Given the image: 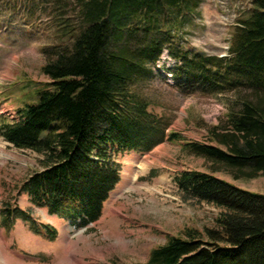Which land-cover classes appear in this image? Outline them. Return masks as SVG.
Returning a JSON list of instances; mask_svg holds the SVG:
<instances>
[{"label": "trees", "instance_id": "16d2710c", "mask_svg": "<svg viewBox=\"0 0 264 264\" xmlns=\"http://www.w3.org/2000/svg\"><path fill=\"white\" fill-rule=\"evenodd\" d=\"M76 1L82 24L73 43L44 49L46 86L37 91V101L17 110L16 121L0 125L7 141L42 155V167L20 194L50 214L87 226L101 218L121 180L115 153L147 152L166 137L180 140L184 150L212 162L209 170L175 176L180 196L221 212L214 227H187L167 237L145 264H264V193L217 175L222 169L234 179L264 174V0H252L250 15L235 25L227 55L174 42L172 29L201 0ZM168 21L174 24L168 27ZM166 46L179 60L174 77L185 92L251 93L236 98L225 123L208 127L207 142L174 131L166 135L162 117L138 87L145 65ZM17 219H29L19 206L3 217L7 228ZM47 228L55 237L56 230Z\"/></svg>", "mask_w": 264, "mask_h": 264}, {"label": "rangeland", "instance_id": "374dc122", "mask_svg": "<svg viewBox=\"0 0 264 264\" xmlns=\"http://www.w3.org/2000/svg\"><path fill=\"white\" fill-rule=\"evenodd\" d=\"M251 11L252 0H201L196 12L172 29L174 42L186 50L228 54L235 25ZM81 24L76 0H0V125L16 121L19 108L37 101V91L48 81L42 71L44 49L71 45ZM177 63L166 46L155 62L145 65L138 87L150 109L162 117L166 135L174 131L189 141L207 142L208 127L225 123L236 98L251 93H187L172 76ZM182 145L166 137L150 152L115 153L121 182L101 219L87 227L50 214L20 194L26 179L42 167V155L0 135V239L18 259L13 264H145L151 250L167 237L187 227H214L221 210L205 201H185L175 182L180 172L209 170L212 162ZM222 170L217 175L264 193V174L234 179ZM16 206L29 219H17L7 228L3 217ZM47 227L56 230L55 237Z\"/></svg>", "mask_w": 264, "mask_h": 264}, {"label": "bare ground", "instance_id": "6f19581e", "mask_svg": "<svg viewBox=\"0 0 264 264\" xmlns=\"http://www.w3.org/2000/svg\"><path fill=\"white\" fill-rule=\"evenodd\" d=\"M0 244L2 245V247L0 245V251H1L0 254L3 255V261H4V263L5 264H13V263H16V261H18V259L16 257H14V256L9 255V253L7 252L6 244L3 242V238L2 237L0 239ZM24 264H26V263H24Z\"/></svg>", "mask_w": 264, "mask_h": 264}]
</instances>
